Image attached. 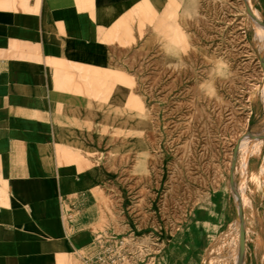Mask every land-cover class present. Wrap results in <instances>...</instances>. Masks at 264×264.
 Instances as JSON below:
<instances>
[{"label": "rangeland", "instance_id": "obj_1", "mask_svg": "<svg viewBox=\"0 0 264 264\" xmlns=\"http://www.w3.org/2000/svg\"><path fill=\"white\" fill-rule=\"evenodd\" d=\"M165 8L116 40L130 94L97 110L98 155L79 164L97 202L78 207L89 237L69 264H264V0ZM98 85L103 100L113 82Z\"/></svg>", "mask_w": 264, "mask_h": 264}, {"label": "crops", "instance_id": "obj_2", "mask_svg": "<svg viewBox=\"0 0 264 264\" xmlns=\"http://www.w3.org/2000/svg\"><path fill=\"white\" fill-rule=\"evenodd\" d=\"M171 2L0 0V264H69L85 245L78 207L97 188L80 160L96 161L97 110L130 94L111 64L116 40ZM100 79L113 82L103 100Z\"/></svg>", "mask_w": 264, "mask_h": 264}, {"label": "water", "instance_id": "obj_3", "mask_svg": "<svg viewBox=\"0 0 264 264\" xmlns=\"http://www.w3.org/2000/svg\"><path fill=\"white\" fill-rule=\"evenodd\" d=\"M247 11H249L248 7H246ZM264 57H261L260 63L261 67L264 73ZM237 147V144H235L234 149ZM234 161L232 160L230 163V172L232 171ZM230 181H232V177L230 176ZM238 214L240 215V209L238 208ZM244 249V230L242 227V222H239L238 224V253L239 256L242 254ZM237 264V263H236Z\"/></svg>", "mask_w": 264, "mask_h": 264}, {"label": "bare ground", "instance_id": "obj_4", "mask_svg": "<svg viewBox=\"0 0 264 264\" xmlns=\"http://www.w3.org/2000/svg\"><path fill=\"white\" fill-rule=\"evenodd\" d=\"M249 15H250V14H249ZM245 135H246V134H245ZM247 137H248V136H247ZM242 138H243V137H242ZM242 138H239V139H238L240 143H242V141L244 140L245 136H244L243 139H242ZM248 138H249V137H248ZM241 139H242V140H241ZM244 141H245V140H244ZM244 141H243V142H244ZM241 145H242V144H241ZM241 150H242V149H241Z\"/></svg>", "mask_w": 264, "mask_h": 264}]
</instances>
